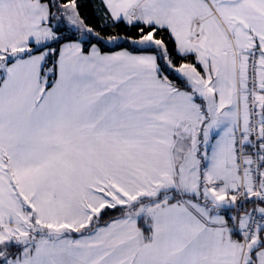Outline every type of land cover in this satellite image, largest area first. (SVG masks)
Masks as SVG:
<instances>
[{
  "label": "snow or ice",
  "instance_id": "6c2138e0",
  "mask_svg": "<svg viewBox=\"0 0 264 264\" xmlns=\"http://www.w3.org/2000/svg\"><path fill=\"white\" fill-rule=\"evenodd\" d=\"M0 264H264V0H0Z\"/></svg>",
  "mask_w": 264,
  "mask_h": 264
}]
</instances>
